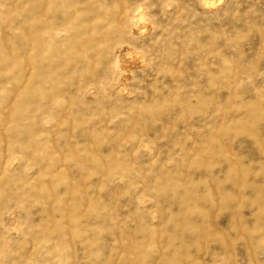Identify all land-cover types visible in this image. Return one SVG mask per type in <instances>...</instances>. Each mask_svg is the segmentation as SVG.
Returning a JSON list of instances; mask_svg holds the SVG:
<instances>
[{
    "label": "rangeland",
    "instance_id": "1",
    "mask_svg": "<svg viewBox=\"0 0 264 264\" xmlns=\"http://www.w3.org/2000/svg\"><path fill=\"white\" fill-rule=\"evenodd\" d=\"M0 264H264V0H0Z\"/></svg>",
    "mask_w": 264,
    "mask_h": 264
},
{
    "label": "bare ground",
    "instance_id": "2",
    "mask_svg": "<svg viewBox=\"0 0 264 264\" xmlns=\"http://www.w3.org/2000/svg\"><path fill=\"white\" fill-rule=\"evenodd\" d=\"M202 2H204V5H214L216 2L218 3V0H213L212 2H211V0H202ZM206 8V7H205ZM136 18H140V20H143V19H145V15H144V13L143 12H141L140 13V15H139V17H133V18H131V19H129L128 20V22H127V25H128V27L133 31L134 30V28H135V19ZM119 54L120 53H118V55H117V59H116V61H115V64L113 65V73H114V78H115V82H117L119 79L118 78H120L121 77V75H123L125 72H127V69H129V68H126L125 66H126V64H125V62H124V64H125V66H124V64H123V62H122V60L120 59V56H119ZM134 54V53H133ZM133 54L131 53V51H130V53H129V56H130V58H134L133 57ZM136 57V56H135ZM122 58V57H121ZM131 64H133V62L131 63ZM128 67V66H127ZM131 70V69H130ZM129 73H130V71H129ZM129 73H128V75H129ZM126 74V73H125ZM126 76V75H125ZM130 79V78H129ZM121 80V79H120ZM118 83H120V82H118ZM115 91V90H114ZM24 124V123H23Z\"/></svg>",
    "mask_w": 264,
    "mask_h": 264
}]
</instances>
